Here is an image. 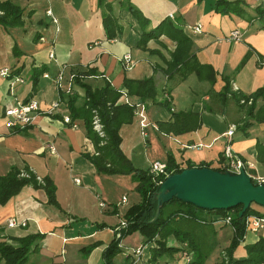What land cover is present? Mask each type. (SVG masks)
Returning a JSON list of instances; mask_svg holds the SVG:
<instances>
[{
    "label": "crops",
    "instance_id": "crops-1",
    "mask_svg": "<svg viewBox=\"0 0 264 264\" xmlns=\"http://www.w3.org/2000/svg\"><path fill=\"white\" fill-rule=\"evenodd\" d=\"M9 1L22 10L21 23L0 24V68H11L21 81L9 87L8 79L0 77V175L16 168L29 170L37 180L49 177L59 207L46 202L41 187L30 185L0 205V241L16 245L13 238L35 235L27 264H103L104 249L120 227L122 215L140 201L129 174L99 173L83 156L94 153V148L82 120H64L69 118L67 97H75V103L83 99V89L73 82L78 72L88 71L79 80L90 88L107 82L120 93L121 101L125 92L130 102L143 104L148 125L141 130L139 116L132 109L130 122L118 130L119 147L133 167L146 170L150 162L166 163L171 156L180 168H186L187 162L193 167L209 163L210 168H217L228 140L225 131L234 125L231 153L252 164L249 174L264 176V164L255 158L256 141L264 142V120L257 122L245 113L249 95L264 84V28L259 27V20L248 22L243 15L216 12L213 0H107L119 28L114 37L106 38L97 0ZM116 1H128L149 28L162 19L178 24L189 39L188 46L178 45L176 56L181 63L171 65L176 42L165 34L148 39L145 48L137 46L141 29ZM227 1H239L249 10L264 8V0ZM232 31L237 37L230 36ZM126 53L134 62L128 70L120 62ZM41 66L47 77L40 74L31 91L30 69ZM61 67L64 76L58 92L52 78ZM143 78L153 81V101L129 95L123 86V79ZM236 94L247 97L239 99L241 107ZM28 98L39 105L31 124L23 129L9 126L3 108ZM52 102H56L52 113H44ZM263 105L264 99H257L253 112ZM158 123L169 124L174 131H161ZM9 218L24 224L8 227ZM98 223L104 227L95 229ZM259 234L264 236L247 232L233 256H245L243 243ZM167 244L179 248L177 263L187 264L182 243L169 235ZM140 245L144 247L136 257L132 251ZM149 245L137 231L124 235L112 264H148L142 254ZM171 261L173 254L158 258L161 264Z\"/></svg>",
    "mask_w": 264,
    "mask_h": 264
},
{
    "label": "trees",
    "instance_id": "trees-1",
    "mask_svg": "<svg viewBox=\"0 0 264 264\" xmlns=\"http://www.w3.org/2000/svg\"><path fill=\"white\" fill-rule=\"evenodd\" d=\"M136 19L141 33L137 39L136 45L145 48L148 39L154 38L160 34H165L176 42V49L171 59V65L175 66L181 63V58L176 56L180 50L178 45L188 46L189 39L183 33L182 28L170 20L162 19L156 26L147 27V21L143 15L132 6L128 1L120 2ZM97 6L103 10L101 13V25L106 38L114 37L119 28L115 14L112 10V3L107 0H97ZM213 9L219 13L233 12L243 15L248 22L259 20L260 28H264V8L256 6L252 10L242 5L239 1L213 0ZM0 24L2 26H15L21 23L22 10L13 5L9 0H0ZM182 48V47H181ZM171 65H169L171 67ZM10 73L12 69L8 68ZM44 67H32L29 72L31 81V91L36 89L38 76L44 72ZM196 71V69H195ZM86 72H78L73 82L83 89V99L80 103H75V97L68 96L66 105L69 113V119H81L84 124L85 136L93 145L94 153H84L83 156L89 160L95 170L104 174H129L132 181L136 182V190L139 192L140 201L129 206L122 215L124 226H120L114 237L106 246L103 252V264H112V258L118 252V242L126 234L137 231L144 243H149L148 264H155L158 258L168 253L177 251L179 248L167 244V237L171 235L177 242L185 244L192 251V256L187 264H205V254L200 249L201 241L193 238L190 234L188 221L198 224L209 223L213 225V232L223 224L214 225L217 217L231 214L230 224L233 227L228 244L224 247L221 257L213 264H261L264 260V236L257 237L249 242H244L242 247L245 256L234 257L233 251L237 245L244 240V220L250 214L261 215L251 205H249L238 216L241 204L223 210V209H204L188 202H183L175 197L162 203L156 213L155 195L159 184L170 174L180 172L183 168L178 167L171 156L167 157L165 173L155 177L154 181L148 173V170L137 169L132 166L129 159L122 153L119 142V127L124 123H129L132 117V107L120 100V93L109 83L105 82L99 88H90L82 83L79 78L87 75ZM123 86L129 95L137 96L140 100H154L156 90L151 78L139 80L123 79ZM250 104L246 106L245 113L253 117V120L260 122L264 120V105L253 112L254 103L257 99H264V84L249 95ZM236 103L239 99L246 96L236 94L234 96ZM25 100V99H24ZM244 104H239L243 106ZM97 118L99 128L93 127V119ZM244 127L249 122H243ZM158 129L164 132L174 131L169 124L158 123ZM256 161L264 164V142L259 140L255 143ZM193 167L189 162L186 168ZM196 167H210L209 163H199ZM218 170L220 167L214 168ZM26 174L25 175H23ZM254 183V182H253ZM30 185L32 187H41L46 195V202L59 209L54 196V185L49 177H43L37 180L35 175L27 169L18 170L10 168L5 174L0 175V205L4 204L11 196L15 195L21 187ZM251 204V203H250ZM204 211L208 214V221L198 218L196 211ZM213 215V216H211ZM217 226V227H216ZM95 229L104 227V224H95ZM35 235H26L19 238H13L17 244H7L4 240L0 241V259L3 264H27V252Z\"/></svg>",
    "mask_w": 264,
    "mask_h": 264
},
{
    "label": "built area",
    "instance_id": "built-area-1",
    "mask_svg": "<svg viewBox=\"0 0 264 264\" xmlns=\"http://www.w3.org/2000/svg\"><path fill=\"white\" fill-rule=\"evenodd\" d=\"M169 17H171L170 14H169ZM193 31L199 32V28L194 27ZM230 36L233 38L237 37V32L232 31L230 33ZM48 56L52 57V54L49 53ZM120 62H121L122 68L125 70L130 69L134 65V62L131 60L129 54H127V53L121 56ZM42 76L47 77V74L43 73ZM63 76H64V68L61 67V68H59V70L56 72V74L52 78L54 86L58 92H60L62 89L61 83L63 80ZM0 77H4V78L8 79L9 87L12 86L13 82H15V81L20 82L21 81V78L17 75L10 73L8 68H0ZM71 77H72V74H69V79H71ZM68 84H69V81H68ZM64 90L66 93L69 92V90L67 88ZM121 94H122V101L124 103H126L127 105L131 106L133 109V113L135 115L139 116V126H140L141 130H143V128L148 125V122L146 120V117H145L144 111H143L144 110L143 104L142 103H132L127 99L125 92H122ZM55 105H56V102H52V104L44 110V113L51 114ZM38 112H39V105H38V102L34 98H28L24 101H17L15 104L9 105V106H6L3 108V116H5L7 118V124L11 127H16L18 129H23V128L27 127L28 125H30L32 122L33 116ZM64 120H65V122H69V118H67V117H65ZM93 127L95 129L99 128V123H98L96 117H94V119H93ZM234 129H235V126L230 125V126H228L227 130L225 131V135L227 136L228 140H227V144L225 145V147L222 150L221 155H222L223 161L219 166L220 169L227 170V171L234 172V173H238L239 170L242 169L250 177L252 183L254 182V184H261L264 186V176L249 174L247 170L250 167H252V164L247 162V161L240 159L237 156H234L231 153V150L229 147V140H230V136L232 135ZM165 168H166V164L164 162L153 161V162H150L147 170H148V173L151 176L152 180L154 181L155 177L161 176L165 173ZM23 175L26 176V174H24V173H23ZM99 206H104V204L102 202H99ZM230 219H231V214L228 213L224 216L217 217L213 223L228 225V226H230L231 230H233V227L230 224ZM18 224L23 225L24 222L17 223V222H15L14 219L9 218L6 220V223H5V225L8 227H13V226H16ZM124 224H125L124 220L122 219L119 222V226H124ZM247 232H251V233L261 232L263 234L264 233V215L261 216V215L250 214V215L246 216V218L244 220L243 238ZM182 245L184 248L187 249V250H184L182 255L184 257L185 262H188L192 256V251H190L186 247L185 244H182ZM143 247H144L143 245H140V246L134 248L132 253L136 257H138L139 255H141ZM261 264H264V260Z\"/></svg>",
    "mask_w": 264,
    "mask_h": 264
},
{
    "label": "water",
    "instance_id": "water-1",
    "mask_svg": "<svg viewBox=\"0 0 264 264\" xmlns=\"http://www.w3.org/2000/svg\"><path fill=\"white\" fill-rule=\"evenodd\" d=\"M172 197L209 210H227L241 204V216L250 203L264 206V186L252 183L242 169L234 173L195 166L170 174L159 184L156 213Z\"/></svg>",
    "mask_w": 264,
    "mask_h": 264
},
{
    "label": "rangeland",
    "instance_id": "rangeland-1",
    "mask_svg": "<svg viewBox=\"0 0 264 264\" xmlns=\"http://www.w3.org/2000/svg\"><path fill=\"white\" fill-rule=\"evenodd\" d=\"M252 204L259 212H262V214H264V206L257 205L255 203ZM196 215L198 218H202L205 221H208L209 219L208 214L204 211L197 210ZM188 223L190 224L189 230L191 236L201 241L200 249L204 252V254L206 253L205 264H213L217 259L219 260V258L221 257V253L224 247L228 244L229 237L231 235V231L228 225L218 227L217 232H213L214 226L210 225L209 223L198 224L193 221H188ZM148 248L149 247H146L142 254V257H144L145 259L149 257ZM170 254H173V261H171L170 264H178L177 260L181 258L179 252L174 251ZM155 264H161V262H158L157 260Z\"/></svg>",
    "mask_w": 264,
    "mask_h": 264
}]
</instances>
